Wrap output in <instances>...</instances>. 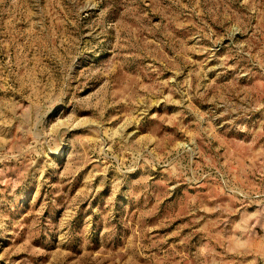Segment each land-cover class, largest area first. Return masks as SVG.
<instances>
[{
    "label": "rangeland",
    "instance_id": "rangeland-1",
    "mask_svg": "<svg viewBox=\"0 0 264 264\" xmlns=\"http://www.w3.org/2000/svg\"><path fill=\"white\" fill-rule=\"evenodd\" d=\"M0 264H264V0H0Z\"/></svg>",
    "mask_w": 264,
    "mask_h": 264
}]
</instances>
